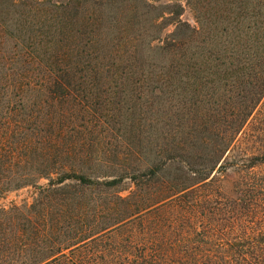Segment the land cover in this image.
Returning <instances> with one entry per match:
<instances>
[{"label":"rangeland","instance_id":"1","mask_svg":"<svg viewBox=\"0 0 264 264\" xmlns=\"http://www.w3.org/2000/svg\"><path fill=\"white\" fill-rule=\"evenodd\" d=\"M16 1L0 11V27L23 28L0 31V122L11 116L31 149L1 167L14 180L0 195V264L36 260L43 214L69 223L65 244L94 234L63 264L154 240L187 250L197 226L205 249L264 232V0ZM62 32L91 41L70 96L47 90Z\"/></svg>","mask_w":264,"mask_h":264},{"label":"trees","instance_id":"2","mask_svg":"<svg viewBox=\"0 0 264 264\" xmlns=\"http://www.w3.org/2000/svg\"><path fill=\"white\" fill-rule=\"evenodd\" d=\"M19 1L16 0H0V11H8L2 9H13L17 6ZM56 5V4H54ZM66 6V5H65ZM6 25L5 22L0 27V31L6 36L11 37L13 39H17L20 34L23 32V28L19 25ZM79 32V31H78ZM191 35L201 34L200 29H191ZM69 33V32H68ZM62 34L65 35V39L58 38L55 43V48L53 51V64L52 67L54 72L51 73L49 78H46L48 85V92L50 94L61 93L62 95L69 93H65L69 88H72V80L67 77L69 70H72L71 67L82 68L83 59L88 56V42L90 38H82V34L76 33L71 35L70 33L66 35L64 32ZM91 42V41H90ZM178 45L183 44L182 41H178ZM30 56L29 54H27ZM89 59V58H88ZM30 83V82H29ZM54 87V89H52ZM52 90H55L52 91ZM72 92V91H71ZM7 120H14L11 116L7 117L0 122V165H4V163L11 164L18 156V151L20 150H30L31 149V140L27 138H20L17 136V133L20 132L21 126L9 122ZM4 158V159H3ZM16 162V160H15ZM0 166V170L4 171V176H0V195L6 192L11 187L7 186L8 183L13 181L14 179L11 176H6V169L4 170ZM54 172H46L45 177L51 178V175ZM42 177V174H36L37 177ZM71 175V174H69ZM35 177V176H34ZM67 178H75L79 181H86L83 175L76 176L71 175ZM4 179V180H3ZM23 179L29 178L24 175H19L17 181H22ZM65 178H60L58 183H63ZM54 180L49 179L47 186H39L36 185V188L42 197H47L52 192L55 183ZM33 183V182H32ZM21 183H16L14 187H19ZM35 185V184H34ZM1 212H5L1 210ZM62 210H59V213ZM43 214L40 217V224L34 228V235L38 239V250L36 251L37 258L31 264H63L66 261H70L68 256L64 253L65 250H68L72 247L76 248L78 246L86 245L84 241H94V234L86 236L85 234H80L75 236V242H71L70 244H65V239H61L64 230L69 228V223L63 225L61 220H57L56 224H53V219L50 224L47 223L46 216ZM65 215H61L63 217ZM65 223V222H64ZM199 226L194 227V238L192 241V245L190 248L183 249V247L176 248V243L179 240H172L168 242L154 240L152 242L151 247L148 249L144 248L143 250L132 249L117 251L114 255H117L115 258L113 256L106 257L103 252H101L99 258L101 261H104V264H264V232H258L256 234L237 236L235 235L232 239H224L222 238V234H219L216 238H213V243L210 248H203L201 244H210L211 238L206 236L202 230L198 231ZM50 233L54 235V238H50L53 244H49L50 246H45L46 238ZM47 235V236H46ZM195 236L197 238H195ZM53 237V236H52ZM65 237V234H64ZM71 238L70 235L66 232V239ZM190 239V236H186V238L182 243H186L187 240ZM191 240V239H190ZM73 241V240H72ZM29 245L26 242L22 243V248L26 254V250H28ZM72 248V249H74ZM69 253L72 254L71 250ZM193 249V250H188ZM0 252H5V250H1ZM107 258V259H106Z\"/></svg>","mask_w":264,"mask_h":264}]
</instances>
